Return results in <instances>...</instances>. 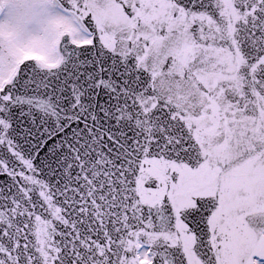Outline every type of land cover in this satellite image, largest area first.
Masks as SVG:
<instances>
[{
	"label": "snow or ice",
	"instance_id": "obj_1",
	"mask_svg": "<svg viewBox=\"0 0 264 264\" xmlns=\"http://www.w3.org/2000/svg\"><path fill=\"white\" fill-rule=\"evenodd\" d=\"M0 264H264V0H0Z\"/></svg>",
	"mask_w": 264,
	"mask_h": 264
}]
</instances>
